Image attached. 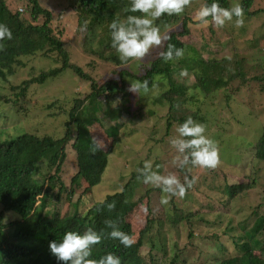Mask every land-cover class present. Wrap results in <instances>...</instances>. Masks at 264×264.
<instances>
[{"label": "rangeland", "instance_id": "374dc122", "mask_svg": "<svg viewBox=\"0 0 264 264\" xmlns=\"http://www.w3.org/2000/svg\"><path fill=\"white\" fill-rule=\"evenodd\" d=\"M39 1L44 8L47 7L53 12L51 26L66 42L72 62L81 66L100 84L110 78H118V75L113 74L115 65L91 53V44H94L96 36L78 25L79 0ZM6 2L12 11L19 10L23 13V17L30 19V11H27L30 10L29 0H6ZM204 2V0H192L191 6L187 7L192 18H196ZM229 2L231 7L235 4L241 6L244 4L247 7L244 12V25L240 28L235 27V17L223 27L215 26L211 19H208L207 24L191 23L190 47L186 51V55L189 56H194L196 52L207 58L221 59L231 56L234 60L229 63L231 71L233 73L236 71L234 69L236 61L240 60L241 69L247 74L246 83H243L242 78L236 77L228 87L214 92L210 97L206 95L193 97L192 89L187 92L191 97L187 104L190 111L200 110V116L206 117L196 122L206 126L205 135L216 142L219 156L226 157V163L230 166L227 167L228 170L219 168L213 171L189 164L186 172L180 171L185 153H180L171 143L173 139L179 138L176 129L172 127L167 134L168 103L163 104L156 100L164 91L171 88L167 78L163 76L154 79V85L148 87L149 91L146 94L143 90L140 94L132 92L131 99L134 101L140 99V105L143 107L141 110L139 107L140 112L136 109V112L141 115L144 112L146 115L134 118L133 114L125 111L120 93L115 97L113 107L123 109L122 113L113 117H104L98 112V116L102 117L103 125L96 123L92 126L93 134L105 139L107 146L109 139L104 127L114 129L117 123H121V141L109 156V164L102 181L92 187L91 193L77 205V210H86L93 202L102 201L108 194L122 190L131 180L133 199L139 202L132 219L135 230L133 240L137 239L139 229L146 225L152 210L155 220L146 235L142 254L147 258L150 254H154L155 264H170V262L219 264L220 256L216 253L213 233L221 236L224 234L223 241L229 248L234 249L231 238L224 233L228 230L227 227H233L232 230H228V234L239 236L245 232L249 233L256 220L264 216V161L255 158L253 148L255 140L262 134L264 128V90L262 89L264 87V0H247L246 3L245 0H229ZM256 10L259 11L255 13ZM42 20L43 18H40L38 21L41 23ZM179 27L180 25H175L172 28L180 29ZM168 31L162 32V35ZM161 47L153 46L143 59L131 61L128 65L131 71L139 73L157 56ZM55 66H58L57 61L51 56L38 54L26 58L24 65L16 66L13 75H8L7 79H0V94L11 99L16 98L12 90L13 85ZM255 75L261 79L254 81ZM90 92L89 81L71 69H67L57 77H50L45 83L34 84L26 97L21 98L19 104L15 105L12 101L0 103V140L10 139L23 132H34L39 136H63L69 119L68 112L74 105L75 99L85 98ZM53 102L55 105L49 107ZM134 106L136 105H132V110ZM149 109L154 110V113L149 114ZM5 113L9 114L6 122L2 117ZM131 117L135 120H129ZM146 163L150 169H145ZM77 171L76 151L71 141L67 145V158L62 172V178L67 185ZM148 171L159 175H177L181 182L184 181L185 176L189 178L190 174L198 179L196 187L189 188L184 198L171 197L169 203L164 205L161 204V198L166 194L160 188L142 182ZM133 173H140V180L137 176L130 179ZM247 173L251 175H246ZM252 177L257 180L255 187L238 195L232 203L225 204L227 195L219 188L223 189L228 182L247 181ZM66 199L65 193L61 201H57L58 207L65 212V206L69 205V212H75L74 204L78 195L71 199V203H67ZM172 200L184 213L201 212L197 217L202 216L204 219L194 226V236L193 216L191 226L187 220H180L176 224L170 222L169 216L174 213ZM52 210H54L53 206L49 207V211ZM18 217L15 212L3 211L0 204V220L8 223ZM262 234L257 235V238L263 244L264 232ZM262 254L264 255V251Z\"/></svg>", "mask_w": 264, "mask_h": 264}, {"label": "trees", "instance_id": "16d2710c", "mask_svg": "<svg viewBox=\"0 0 264 264\" xmlns=\"http://www.w3.org/2000/svg\"><path fill=\"white\" fill-rule=\"evenodd\" d=\"M204 1L203 6L215 2L224 8L231 7L229 0ZM130 4L131 0H79L78 2L79 27L85 28L87 32L96 36L94 44H91V53L116 66L113 74L118 75V78H110L100 84L81 66L72 62L66 42L55 33L51 26L53 12L50 9L44 8L39 0H29L30 10H27L30 11L29 19L26 16L23 17V13L19 10L12 11L6 0H0V24L7 25L13 34L11 40L0 41L4 45V48L0 50V79H7L8 75L15 73L16 66L24 65L26 58L38 54L53 57L58 65L42 70L38 75H32L19 84L13 85L12 90L17 97L11 99L9 96L0 94V103L12 101L15 105L19 104L21 98L26 97L34 84L45 83L50 77H57L67 69L73 70L89 81L91 86V92L85 98L75 99L74 105L68 112L69 119L63 136H39L34 132H23L10 139L0 140V204L3 211H12L19 215L18 219L8 223L0 220V264H72L71 260L58 259L50 250V242H62L64 234L68 231L86 234L89 228L101 235L100 243L92 246L90 258L98 260L111 252L120 258L121 264H155L154 254H150L148 258L142 254L146 235L150 232L151 224L155 220L152 210L146 225L139 229L138 237L131 247H125L118 239L110 236L111 231L116 227L132 239L135 234L132 219L139 202L133 199L131 180L122 190L108 194L102 201L93 202L86 210H77V205L91 193L92 187L102 181L109 164V156L121 141V123H117L114 129H107L105 126L109 144L94 154L90 151L93 146L91 137L94 135L92 126L96 123L102 124V117L100 118L97 113L103 114L104 117H113L122 113L123 109L113 107L115 97L121 93L125 111L133 114L134 118L146 115L144 112L142 115L139 113L143 108L140 105V99L135 101L131 99L132 92L128 91L131 82L132 80L141 83L147 81L150 87L154 85L156 77L163 76L167 78L171 88L164 91L156 100L163 104L168 103V134L172 127L177 129L188 117H192L194 121L206 118L204 115V118L200 116V110L190 111L187 105L191 99L187 93L190 89L193 90V97L198 95L210 97L214 95V92L228 87L236 77L242 78L243 83H246L247 74L242 71L240 60L236 61L234 67L236 71L233 73L229 66L231 61L234 62L233 59L207 58L198 52L194 56L186 55L192 35L190 24L200 23L196 18L191 17L187 7L179 15L164 14L155 21V24L161 27V32H166L163 26L168 25L169 31L167 30L165 36L169 38L164 40L157 56L139 73L132 72L128 65L134 59L126 62L120 60L116 49L112 46V30L109 28L115 19L126 20L129 15H143L140 12L128 11ZM242 7L245 12L247 7L244 4ZM247 11L249 12V9ZM40 18H43L41 23L38 21ZM85 22H87L86 25ZM175 25H180V29L172 28ZM88 40L91 41L90 37ZM168 44L184 49L183 57L165 62L160 57V53L167 51ZM182 73L186 74L182 75ZM133 104L136 105L135 111L132 110ZM53 105L55 102L49 104V107ZM19 108L21 109L22 106L20 105ZM136 109L139 112H136ZM148 113L153 114L154 110L149 109ZM2 117L6 122L9 114L5 113ZM134 118L131 117L129 120L134 121ZM71 141L76 151L78 171L67 185L62 178V172L67 158V145ZM253 148L255 158L264 161V128L262 134L255 140ZM185 151V155H188L189 150ZM220 157V164L212 169L213 171L219 168L225 171L228 170L227 167H230L226 163V157L224 158L223 155ZM189 164H192L191 159L187 164L180 165V171L186 172ZM139 175L140 173H133L130 179ZM192 177L190 174L189 179ZM256 181L255 177H252L247 181L228 182L223 189L219 188L227 195L225 204L232 203L238 195L254 188ZM193 187H196V183ZM65 193L67 203H71V199L78 195L77 202L74 204L76 211L73 213L69 212V205L65 206V212L57 205V201L60 202ZM111 202H115L114 210L108 208ZM171 205L174 211L172 216H169L171 223L176 224L180 220H187L191 226L193 216L194 236V226L204 219L202 216L197 217L201 215V212L184 213L175 206L173 200ZM51 206L54 210L49 211ZM105 221L115 222L114 228L107 227ZM227 229L232 230L233 227L230 226ZM228 230L224 233L231 238L234 249L225 244L222 239L225 237L224 234L221 236L213 233L216 253L220 256L219 264H264L262 254L264 243L262 244L257 238V235L261 236L264 232V216L256 220L249 233L245 232L237 236L228 234ZM170 264L175 263L170 262Z\"/></svg>", "mask_w": 264, "mask_h": 264}, {"label": "clouds", "instance_id": "9594fccd", "mask_svg": "<svg viewBox=\"0 0 264 264\" xmlns=\"http://www.w3.org/2000/svg\"><path fill=\"white\" fill-rule=\"evenodd\" d=\"M192 0H131L128 11L132 13L140 12L143 15H129L126 20L115 19L109 25L112 37V46L116 49L122 62L129 59L141 60L153 46H161L166 37L162 35L161 27L155 24L164 14L169 16L179 15L185 8L191 6ZM217 27H223L226 22L233 21L235 17V27L240 28L244 25V9L240 4H235L230 8L221 7L213 2L210 5L202 6L196 15V20L207 24L208 18ZM87 22H85V25ZM168 30V25L163 26ZM12 31L7 25L0 24V41L12 39ZM4 45L0 43V50ZM175 52V56H174ZM184 49L176 48L173 44H168L167 51L161 52L160 57L165 61H171L174 58H182ZM231 60V56L225 57ZM186 73H182L185 75ZM146 94L148 82L132 81L128 89L130 92ZM177 139L171 143L178 148L180 153L189 150V154L183 158V163L187 164L189 159L194 166L201 168L215 169L220 164L219 150L216 142L205 135L206 126L197 123L192 117H188L177 129ZM93 145L90 151L94 154L98 150L105 148L106 141L96 135L91 137ZM145 169H150L146 163ZM140 180V177L137 176ZM197 177L189 179L184 177V181L177 175H159L156 172L148 171L142 180L145 184H151L153 187L160 188L166 195L161 198V204L167 205L171 197L184 198L187 190L196 182ZM102 203V202H101ZM115 202L108 204L109 210L115 209ZM107 227L114 228L113 221H105ZM110 236L118 239L125 247H131L135 241L118 227L111 231ZM101 235L89 228L86 234L68 231L64 234L62 242H50V250L55 256L63 261H72V264H121V260L115 254L109 252L98 260L90 258L92 256V246L99 244Z\"/></svg>", "mask_w": 264, "mask_h": 264}, {"label": "crops", "instance_id": "0c3cea01", "mask_svg": "<svg viewBox=\"0 0 264 264\" xmlns=\"http://www.w3.org/2000/svg\"><path fill=\"white\" fill-rule=\"evenodd\" d=\"M259 79H261V78H259V77L256 76V75H255V77H253V80H254V81H258ZM262 89L264 90V87H262Z\"/></svg>", "mask_w": 264, "mask_h": 264}]
</instances>
